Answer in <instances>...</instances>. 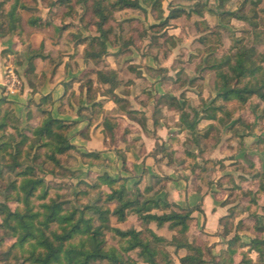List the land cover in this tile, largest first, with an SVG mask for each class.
<instances>
[{
    "label": "trees",
    "instance_id": "16d2710c",
    "mask_svg": "<svg viewBox=\"0 0 264 264\" xmlns=\"http://www.w3.org/2000/svg\"><path fill=\"white\" fill-rule=\"evenodd\" d=\"M70 1L47 0L49 15L53 16L56 9L65 6L67 13L76 21L64 25L62 32L70 29L76 33H79V30L96 32V35L86 38L73 34L71 41H74L75 45L85 46L86 62L90 61L95 66H102L108 54L110 37L117 36L115 28L109 26L110 21L114 19V13L130 9L144 10L143 4L153 5L155 9L161 10L164 0H92L90 5L89 0H77L79 8L85 12L81 16L78 15V9L71 7ZM38 2V0H32V3L25 0H0V34L3 37L13 36L18 46L29 52H33L31 33L25 32L23 13L30 14L26 23L30 28L41 30L50 26V21L42 18ZM222 6L217 8V15L236 18L239 21L248 20V18H240L235 12L222 10ZM209 13L214 14V11L205 4H196L191 13L173 8L162 23L152 26L151 29L157 33V29L166 28L171 21L183 16L187 19H192L193 15L204 18ZM89 14H92L90 20L87 18ZM160 18L162 19L161 16ZM122 25L123 23H118V27L122 28ZM195 25L197 31L203 35L199 38L200 43L206 44L209 39L206 33H213L210 24L203 19ZM253 25L257 29L259 22H254ZM121 40H123L122 47L138 48L133 36L125 39L121 37ZM155 40L156 38H152L151 46ZM235 43L231 54L221 60H215L212 65L206 67L216 74V84H214L216 97L206 106L204 116L200 118V113L191 108L189 101L182 105L176 98L162 101L170 109L180 112V131L191 135L194 143L219 134L220 129L226 127L229 121L232 122L234 117H237L236 123H241L242 119H238V112L246 108L254 97L264 102V52L259 53L255 47L248 48L243 44V40H236ZM37 57L39 56L30 59L26 71L30 83ZM208 59H213V56ZM98 76V83L110 85L109 91L106 92L108 94H113L122 84V80L114 70L100 71ZM190 85L196 87L197 80H190ZM198 87L202 90L201 86ZM80 88L87 89L88 102L93 103L94 113L91 114L90 121L92 123L97 121L103 113L105 128L110 131L117 129L118 124L113 125V119L109 114L100 111L103 103L95 102L97 92H101V89L95 87L89 78ZM69 93L73 96L75 92L70 85H66V95ZM200 95H202L201 91ZM233 102L237 103L236 108L230 106ZM8 103L6 98L0 99L1 177L7 172L13 173L21 168L23 166L21 159L24 157L31 162L39 160L46 167L49 175L54 177L69 173L79 178L80 172L68 169L77 165V157L90 166L107 165L100 153H80L71 144L69 133L75 123L67 124L52 116L51 96L43 97L39 104L29 102L26 117L28 125L23 130H20L21 120L16 118L10 108L8 110L5 108L9 107ZM127 113L138 114L131 111ZM35 114L39 115L40 119L38 123L32 124ZM203 119L215 123L209 125L204 134L196 135ZM17 136L21 139L17 140ZM157 154L168 157L170 162L174 161L175 152L164 144L157 145L154 155ZM199 157L201 156L186 150L177 163L193 174H199V171L205 169L200 166ZM15 175L16 179L6 187L4 202H0L2 221L0 244H3L5 237L16 240L8 249L15 264H94L104 261L109 264H137L140 260L144 264H177L175 258L179 259V264H235L233 257L237 253L236 246L240 238L235 235L228 239L232 234L231 224L228 223L232 209L229 216H224L220 220L221 230L218 234L228 242L226 249L215 258L209 247H201L198 245V239L190 235L194 222L192 215L201 208L176 211L178 209L176 204L156 200L158 192L155 188H146L144 192L139 189L130 192L125 179H114L107 174L98 175L89 177V181L80 180L77 184L80 189L75 193V201L70 203L63 201L59 194L50 195L52 189L46 180L36 176L30 168ZM12 202L19 204L15 210L9 206ZM223 204L227 206L228 203L225 201ZM130 216L137 218L141 230L134 228L122 230L112 225V219H115L117 224H123ZM254 221V230L258 236L251 240L248 247L258 254L259 259L255 263L247 258L246 262L244 259L242 263L264 264V237L260 235L264 234V216L256 215ZM152 226L157 230L166 228L172 234L171 237L158 235ZM108 232L112 233L117 242L119 241L118 247L108 245ZM136 251L138 256L133 258L131 253ZM181 252H186V255L179 257Z\"/></svg>",
    "mask_w": 264,
    "mask_h": 264
},
{
    "label": "crops",
    "instance_id": "0c3cea01",
    "mask_svg": "<svg viewBox=\"0 0 264 264\" xmlns=\"http://www.w3.org/2000/svg\"><path fill=\"white\" fill-rule=\"evenodd\" d=\"M38 1L39 4L43 2ZM39 9L42 10L43 7L39 5ZM48 10L44 9L45 12ZM41 16L46 20V13ZM23 17L25 32L31 33L33 52L19 47L13 36L3 37L0 34V99L6 98L16 118L26 123L29 102L39 104L43 97L51 96L52 116L67 124L75 123L69 133L71 144L80 153H100L107 164L90 166L77 157V165L70 169L80 172V180L84 178L89 181L88 175L96 177L107 174L114 179H125L130 192H135L136 189L144 192L146 188H155L158 192L156 200L176 204V211L200 207L192 215L194 222L191 231L196 232L198 245L209 247L212 256L218 257V249H226L223 245L224 239L218 233L221 230L220 220L228 214V208L223 204L224 198L216 195L200 181L194 182L191 172L177 163L181 157L179 150H183V153L186 150L198 153L199 147L191 145V135L180 131V112L170 109L162 102L176 98L181 105L189 101L193 106L196 103H210L215 98V94L207 96L202 91V100L199 94L196 96L198 102L193 100L190 91L195 87L190 85L189 78L192 64L178 62L172 68L177 57L174 53L168 52V55L161 56L150 52V47L147 50L136 47L114 48L108 44V54L104 58L107 66H95L92 62L85 61V46L75 45L74 41L66 44L67 31L62 32L61 20L52 21L48 31L30 28L26 24L30 14ZM79 33L83 38L96 35L85 30H79ZM42 45L46 48L44 53L41 51ZM50 52L54 54L51 57ZM36 55L39 57L34 61L32 83L24 76L23 87L10 95L6 88L7 71L16 69L24 73L30 59ZM41 55L48 59H43ZM19 57L22 63L19 62ZM104 70H114L122 80V84L113 94L106 93L110 89L109 84L98 83V73ZM185 73L187 83L181 84L180 79L186 76ZM86 76L90 77L95 87L101 89V92H97L95 102L103 103L100 111L109 114L113 125L118 124L117 129L110 131L105 128L103 113L97 121H90L91 114L94 113L93 103L88 102L87 89L80 88L89 78ZM66 85H70L75 92L73 96L70 93L66 95ZM129 111L138 114L129 115ZM202 116L200 113V118ZM34 118L33 123H38L39 115L35 114ZM214 123L203 119L196 135L204 134L208 126ZM158 144H164L175 152L173 162L162 154L154 155ZM132 221L137 224L134 229L141 230L135 216H130L127 222L118 224L116 228L125 230L124 225H129ZM152 229L160 236L170 238L172 235L166 228L157 230L152 226ZM163 230L171 234L170 237L162 234ZM185 255L186 252H181L179 257ZM175 259L179 264V259Z\"/></svg>",
    "mask_w": 264,
    "mask_h": 264
},
{
    "label": "rangeland",
    "instance_id": "374dc122",
    "mask_svg": "<svg viewBox=\"0 0 264 264\" xmlns=\"http://www.w3.org/2000/svg\"><path fill=\"white\" fill-rule=\"evenodd\" d=\"M25 1L32 3V0ZM42 1V4H39L43 7L41 14L46 13V19L50 21V23L59 19L63 27L66 24L73 23L72 21H76L67 13L65 6L56 9L53 16L50 17L49 10L48 12L44 11V9H48V2L47 0ZM76 1L77 0L70 1L72 3L71 7L79 10V16L84 15L85 12H82V9L79 8ZM90 1L92 0L88 2ZM90 4H92V2H90L89 5ZM196 4L207 5L209 9L214 11V14H206L204 18L193 15L192 19H187L183 16L180 19L171 21L170 25L166 28L157 29V33L151 29L152 26L154 27L162 23L173 8H180L187 13H191ZM81 5L84 6V4ZM220 5L222 6V10L235 12L240 18H248V20L243 19L239 21V19L236 18L217 15V8ZM143 8L144 10L130 9L114 13V19L110 21L109 26L115 28L117 36L112 35L109 44L114 48L122 47L123 40H121V37L125 39L133 36L134 42L138 48L147 50L151 46L152 38H156L154 41L155 43L151 46V50L149 51L161 56L168 55V52L174 53V56L177 57L173 64L170 63V66L172 64V68H175L178 62L192 64V70L189 71V78H191V80L196 79L197 85H195L196 87L190 92L195 102H198V97H196L198 94L201 99L200 88L198 86L203 87L201 92L203 91L207 96L208 94L211 96L214 94L216 95L214 85L216 84V74L207 70L206 67L212 65L215 60H221L225 56L231 54L236 45V40H243L245 46L248 48L255 47L259 53L264 52V0H164L161 10H159V8L155 9L153 5L146 4H143ZM24 15L28 16V13L25 12L23 13V16ZM91 17L92 14H89L87 18L90 20ZM256 17L258 18L255 21ZM203 19L210 24V28H212L213 32L206 33L209 36L206 44L200 43L199 38L203 35L197 31V26L195 25L196 22L202 21ZM128 20L130 22H127ZM254 22H259V27L257 29L254 28ZM118 23H123L122 28L118 27ZM47 29L50 31V26ZM71 30L72 29L67 31L65 42H70L73 34H76V36L80 34ZM91 32L96 33L94 31ZM91 36L93 35H89L88 37ZM41 51L43 53L46 51L44 45H42ZM49 54L50 57L54 55L53 52ZM210 56H213V59H208ZM40 57L48 59L42 55ZM177 58L180 59L177 60ZM18 60L22 63L20 57ZM103 65L107 66L106 59ZM27 69L28 66L24 70V73L23 71L19 72L15 69V73L21 82L19 90L24 84L23 77L25 76L27 78ZM185 75L186 76L180 79L181 84L187 83V74L185 73ZM210 103L204 102L203 104L196 103L197 105H190L191 108L196 109L198 113L203 114L206 106ZM236 105V102L230 104L232 108H236ZM5 108L8 110L10 106H6ZM236 119L237 117H234L232 122L229 121L226 127H222L219 134H214L213 137L208 140L199 141L195 144L193 142V144H191L199 147L198 153L195 154L196 156H201L198 162L202 168H205L203 171L197 170L199 174H193L192 172L191 174L194 176V182L198 183L200 181L203 185L212 189L216 195H220L221 198H224L223 200L228 203V214L226 216L230 215V209H232V215L228 217L230 218L228 223L231 224L230 229H232V234L228 239L233 238L235 235H238L240 238L236 246L237 253L235 257H233L235 264H246L247 258L252 259V261L256 263L259 259L257 257L258 254L251 251L248 245L253 238L258 236L254 230L256 215L264 216V102L254 97L249 101L246 108L238 112V119H242V122L236 123ZM27 125L28 122L24 123L21 121L20 130L25 129ZM205 132L206 131H204V133ZM20 139L21 138L17 136V140ZM190 140L192 139L190 138ZM182 151L183 150H179L178 152L181 156L183 155ZM1 162L6 163L4 161ZM21 162L23 166L17 171L13 173L7 172L3 177L0 176V202H4L6 187L16 179L15 174L26 168H30L36 176L46 180V183L52 189L50 195L54 196L55 194H59L63 201L70 203L75 201V193L80 189L77 185L78 182H80V177L77 178L69 173L54 177L49 175L46 167H44L39 160L31 162L30 159L24 157L21 159ZM70 168L71 167H68V169L72 171ZM187 171L190 172L188 169ZM88 176L92 177L90 175ZM82 180L86 181L84 178ZM9 206L12 210H15L19 204L12 202L9 203ZM1 222L0 218V223ZM112 225L116 227L118 224L113 220ZM136 225V222L132 221L129 225L125 224L124 228H126L125 230H129L130 227L134 228ZM161 233L169 237L171 235L165 230L161 231ZM190 235L199 239L194 230L191 231ZM260 235L264 237V234ZM202 240H204V238ZM226 240L227 239L223 242L224 247L227 246L226 243L228 240ZM15 241L14 238L5 237L3 244H0V264H15L10 257L11 253L8 251L9 247L12 246ZM107 242L109 246L118 247L119 241L117 242L110 232L107 233ZM221 252L222 249H218L219 255ZM131 256L136 258L138 252H132ZM244 259L245 262L242 263ZM94 264L109 263L104 261ZM137 264L144 263L140 260Z\"/></svg>",
    "mask_w": 264,
    "mask_h": 264
},
{
    "label": "built area",
    "instance_id": "2783aa9c",
    "mask_svg": "<svg viewBox=\"0 0 264 264\" xmlns=\"http://www.w3.org/2000/svg\"><path fill=\"white\" fill-rule=\"evenodd\" d=\"M19 85H21V82L19 81L18 76L15 73L14 69H9L7 71V82H6V88L8 93L11 95H14L19 91Z\"/></svg>",
    "mask_w": 264,
    "mask_h": 264
}]
</instances>
